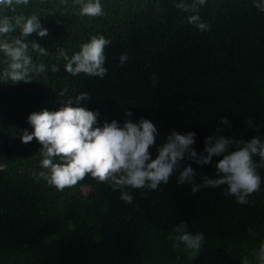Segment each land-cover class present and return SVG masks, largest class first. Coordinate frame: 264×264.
I'll list each match as a JSON object with an SVG mask.
<instances>
[{
  "label": "trees",
  "instance_id": "trees-1",
  "mask_svg": "<svg viewBox=\"0 0 264 264\" xmlns=\"http://www.w3.org/2000/svg\"><path fill=\"white\" fill-rule=\"evenodd\" d=\"M87 2L0 5V19L9 18L15 28L0 35V42L21 38L16 17L35 15L48 32L27 37L47 52L29 43L28 82L5 77L9 58L0 51V264H264L259 156L253 157L260 165L259 188L243 203L226 184L204 183L205 177L219 178L215 165L223 154L203 165L185 158L154 190L123 189L133 197L126 203L121 189L91 174L57 189L40 176L47 171L41 167L42 145L35 138L21 140L25 130L33 131L30 114L57 111L73 99V107L98 113L94 127L150 120L158 132L149 147L152 159L173 131L194 132L198 154L209 136L232 140L228 152L254 137L264 141V12L254 0H206L199 15L209 29L200 31L188 23L191 13L175 7L179 0H100L103 11L95 17L81 14ZM93 36L110 41L104 48L106 74L68 73L59 49L71 58ZM81 93L88 98L76 104ZM189 164L196 173L192 183H178ZM181 222L202 235L199 249L175 246L174 229Z\"/></svg>",
  "mask_w": 264,
  "mask_h": 264
},
{
  "label": "clouds",
  "instance_id": "clouds-1",
  "mask_svg": "<svg viewBox=\"0 0 264 264\" xmlns=\"http://www.w3.org/2000/svg\"><path fill=\"white\" fill-rule=\"evenodd\" d=\"M29 0H15L17 5H27ZM206 0H179L175 7L183 12L191 13L188 23L200 31H207L209 25L201 20L200 8ZM0 5L12 6L13 0H0ZM254 6L264 12V0H254ZM82 15L99 16L102 14L100 0H88L80 9ZM15 25L21 30V38L11 42H0V51L9 58L8 68L5 69V77L14 83L18 81H30L29 72L32 70V58L29 56V43L33 50L46 55L45 49L35 41H27V37L36 32L39 37H45L48 32L39 22L38 17H16ZM15 28L9 18L0 19V35L14 31ZM110 41L103 36H93L88 43L81 45L78 53L69 58L67 52L59 49V53L67 61L65 70L72 75L85 73L88 76L103 77L107 69L105 63L104 48ZM126 55L120 57L123 63ZM44 66L40 65L39 72H44ZM53 72L58 68L53 66ZM66 91V90H65ZM64 93H61L63 95ZM88 98L87 93H81L75 98V103ZM73 99H68L57 111L42 110L33 112L28 116V122L33 131L29 134L26 130L21 136L23 143H29L35 138L43 147L41 152L44 157L41 167L47 171L40 172V176L54 185L57 189L76 185L87 174L100 182L109 183L114 189H121V199L130 203L133 197L123 189L148 188L156 189L163 182L167 183L173 172L180 167V162L185 158L197 164H209L213 156H221L215 167L218 179L204 178L208 186L216 187L226 184L228 193L237 197L239 203H243L246 197L258 190L260 176L257 174L258 165L254 156H259L261 164H264V141L258 137L250 141L242 142L243 146L237 150L228 152V148L234 142L224 136L205 138L203 153L198 154L192 145L195 143V133L180 134L175 131L167 137V142L158 148V155L151 158L149 147L154 145L157 129L154 124L144 118L138 123L128 120L123 127L113 120L103 127H94L98 113H94L84 107H73ZM131 116V113H128ZM222 123L228 121L222 118ZM206 153V155H205ZM54 157H59L58 163L53 162ZM196 173L191 165H187L180 172L178 183H192ZM198 187V186H197ZM197 188L194 187L193 191ZM175 246L185 245L188 249H199L203 240L201 234H192L187 231L185 222L176 226Z\"/></svg>",
  "mask_w": 264,
  "mask_h": 264
}]
</instances>
